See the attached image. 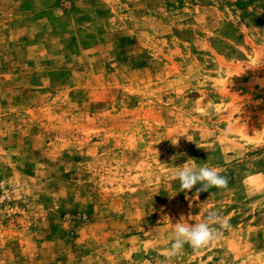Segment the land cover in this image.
<instances>
[{"label":"rangeland","instance_id":"obj_1","mask_svg":"<svg viewBox=\"0 0 264 264\" xmlns=\"http://www.w3.org/2000/svg\"><path fill=\"white\" fill-rule=\"evenodd\" d=\"M0 264H264V0H0Z\"/></svg>","mask_w":264,"mask_h":264},{"label":"clouds","instance_id":"obj_2","mask_svg":"<svg viewBox=\"0 0 264 264\" xmlns=\"http://www.w3.org/2000/svg\"><path fill=\"white\" fill-rule=\"evenodd\" d=\"M172 146L178 147V138L171 139ZM197 147H200L197 145ZM177 157H172L175 160ZM189 158L183 167L176 173V178L180 182L181 191L192 190L197 184V194L201 191H208L212 187L226 188L228 179L220 175L214 168L208 167L206 164L198 168H194L189 163ZM186 219L181 215L180 220L174 224V239L164 255L167 259H172L180 254L184 245H189L194 250H199L208 246L213 240L220 235V229H228L231 227L229 221L223 218L218 211H209L205 222L188 225L184 221ZM218 225V227H213Z\"/></svg>","mask_w":264,"mask_h":264}]
</instances>
